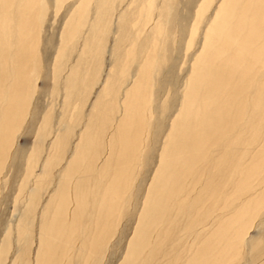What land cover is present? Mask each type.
I'll return each instance as SVG.
<instances>
[{
  "label": "rangeland",
  "instance_id": "374dc122",
  "mask_svg": "<svg viewBox=\"0 0 264 264\" xmlns=\"http://www.w3.org/2000/svg\"><path fill=\"white\" fill-rule=\"evenodd\" d=\"M41 1L44 11L38 12H42L38 14L41 22L33 29V55L28 63L33 66L27 74V80H32L26 92L29 103L0 166V264H38L43 257L42 241L47 238L42 228L62 189H68L70 204L57 212H67L63 226L71 240H47L64 252L59 264H129L132 260L128 262L125 255L166 136L186 94L205 32L223 0ZM257 1L237 3L245 8L247 26L234 40L237 46L252 35L249 14L258 7ZM9 11L7 26L0 28V53L4 52L0 73L5 74L0 77V115L18 93L13 73L22 36L17 12ZM236 20L232 16L226 28ZM262 23L249 48L259 58L240 94L241 120L228 125L206 159L195 165L182 192L173 195V205L152 225L150 241L140 247L139 260L130 263L264 264V161L256 167L264 152ZM72 26L75 35L63 41L64 30ZM5 33H9L8 42ZM151 54L155 59L143 115L147 124L137 136L140 143L120 183L122 195L112 209H106L107 197L101 195L109 192L115 178L112 171L121 151L117 130L125 117L131 86ZM81 147L86 155L79 162ZM75 165V173L69 174Z\"/></svg>",
  "mask_w": 264,
  "mask_h": 264
},
{
  "label": "bare ground",
  "instance_id": "6f19581e",
  "mask_svg": "<svg viewBox=\"0 0 264 264\" xmlns=\"http://www.w3.org/2000/svg\"><path fill=\"white\" fill-rule=\"evenodd\" d=\"M238 1L239 0H223L218 7L212 25L205 32L202 50L191 66L186 94L170 126L169 133L166 136L165 146L160 153L159 165L155 172L153 182L151 183L152 187L147 194V199L141 212L140 222L134 233L136 237L134 236L133 240L131 239L129 243L125 255V259L128 260V262L129 260H139L138 258L142 254V251L139 252L140 247L150 241L151 234L149 231L152 225L158 223L163 211L169 209L173 205L171 201L173 195L182 192V186L189 175L194 171L195 165L206 159L210 148L219 143L222 139L219 138L223 136L227 126L242 118L241 110L243 108L240 94L244 87L247 86L249 74L253 72L252 69L259 58L258 52L252 51V53H250L249 48L254 42L255 36H258L257 29H259L263 24L262 22H264V17L260 15V12H262L261 9H264V0H258V7L255 9L253 8V13L249 14L252 16L250 19L249 34L252 35L245 36V38L242 37L244 39H242L237 46L234 40L238 35L240 36L239 31H243L246 26L244 15L245 8L238 6ZM13 2V0H0V11H2V18L0 19L3 20V22H1L2 20L0 21V28L5 29L8 24L7 17L11 11H9V9L11 8L13 12L16 11L19 17L18 21L20 20L18 24V33L22 38L20 40L18 39L17 46H19L20 49V57L18 66L13 73L14 78L13 76L12 78L14 80V90L19 94L17 93V95L11 99L8 107L6 106L7 109L0 115V166L4 160H6L7 153L13 142L15 126L22 123V117H24L25 112L24 109H27L29 103V99L26 100V92L29 87L28 80H30H27V74L29 70H31V67H33L28 64L33 55L31 38L32 33H34L33 29L38 27L41 22V19H39L40 17L38 18V14L42 16V12L44 11L41 0H20L19 3ZM36 7H38V10ZM247 10L246 12L248 13L249 10ZM40 11L42 12L38 13ZM237 11L239 12L238 14H236ZM235 15L237 16V20L235 25H232L233 30H231L232 27L226 28V26H230V18L232 16L235 17ZM15 18H17V16ZM8 19L10 21V18ZM74 28L76 27L72 26L64 30L62 35L63 41L66 40L68 36L72 38L71 34H74ZM16 30L17 28L14 29V35H16ZM37 33L38 30L37 32L35 31L36 35ZM5 34H7V38L3 40L8 42L9 33ZM15 39H17V37H15ZM257 41L260 42L261 39ZM64 44H66V42H64ZM64 44L62 46H64ZM233 44H235V50L229 52L230 48H233L231 47ZM0 45L3 46V44ZM62 50L61 47L58 51L56 61L61 55ZM1 53L3 55L4 52ZM9 53H11V51ZM154 59V54L149 55L146 63V65L149 66L145 65L143 67L142 72L139 74L140 78L134 81L128 94V101L125 105V117L117 130L121 151L116 168L112 171V174H115V178L110 184L109 192L107 194L102 193L101 195V197H107L108 203L105 206L106 209H112L118 202V198L122 195L120 192V183L124 180V174L129 173L127 172V167L131 163L134 157V151L140 143L137 136L140 132L142 133V127L147 124L143 115L145 111L147 112L149 103L148 93H150V91L147 89V86L149 85V75L154 64L151 61H154ZM0 77H5L4 71L3 73L1 71ZM1 91L2 89L0 88V97ZM258 91L259 90H257V92ZM257 103L258 102H256V104ZM262 113L264 114V111ZM237 124L238 123H236V125ZM253 130L251 132H253ZM236 139L237 137H235V140ZM235 140L233 142L235 145H238L240 142ZM80 151L79 162H82L85 158L86 150L81 147L79 148V152ZM222 157L225 156L222 155ZM263 158L264 152L258 158L259 161L258 164H256L257 168L262 166L264 161ZM76 167L77 165L72 169L70 168L69 174H74ZM69 179H71V177ZM69 197L68 189H62V191L58 193L57 202L54 203L56 208L54 207V209H52L55 213L53 212L52 216L49 217L47 223L42 228L47 238L45 240L42 238L44 248L42 251H39L44 258H39L37 260L38 264H59V260L64 254V252L59 249L60 247L54 246L52 242L49 244L47 241L48 238H53V242H55L56 239L59 242L71 240L69 231L67 233L65 232L67 229L64 227L67 226H63L67 212L65 210H59L57 212V208H65L70 204ZM259 204V202L254 203L255 206ZM130 262L129 264H132Z\"/></svg>",
  "mask_w": 264,
  "mask_h": 264
}]
</instances>
